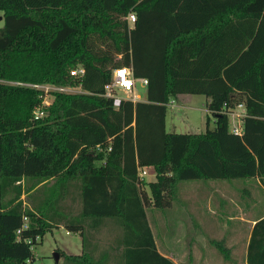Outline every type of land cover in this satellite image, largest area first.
<instances>
[{
  "label": "trees",
  "instance_id": "trees-1",
  "mask_svg": "<svg viewBox=\"0 0 264 264\" xmlns=\"http://www.w3.org/2000/svg\"><path fill=\"white\" fill-rule=\"evenodd\" d=\"M0 9V78L20 82L0 81V264H32V245L57 223L85 245V223L104 217L121 228V264H175L156 249L148 202L169 205L182 179L264 183V0H0ZM78 65L83 73L72 74ZM121 65L148 83L143 99L115 108L101 92ZM31 84L81 90H50L44 104L46 91ZM178 93L208 96L214 127L167 131ZM239 102L246 113L236 133L228 110ZM36 107L43 114L34 118ZM141 166L155 170L150 194ZM26 178L40 196L30 206L20 198ZM247 264H264V217Z\"/></svg>",
  "mask_w": 264,
  "mask_h": 264
},
{
  "label": "crops",
  "instance_id": "crops-1",
  "mask_svg": "<svg viewBox=\"0 0 264 264\" xmlns=\"http://www.w3.org/2000/svg\"><path fill=\"white\" fill-rule=\"evenodd\" d=\"M191 94L194 93H178L168 106L184 105ZM208 100L205 95V107ZM236 109L240 111L242 107ZM230 121L229 117V127ZM236 121L243 130V118ZM146 168L148 171L153 167ZM192 181H202V185L194 184L189 192L177 196L167 206L158 207L152 203L145 206L157 251L175 264H247L253 226L264 217V183L260 176ZM54 227L70 233L62 223ZM90 229L94 236L83 245L80 235L81 244L77 251L61 250L66 254L83 253L79 259L90 264H121L118 221L104 217ZM216 240L224 250L218 248Z\"/></svg>",
  "mask_w": 264,
  "mask_h": 264
},
{
  "label": "rangeland",
  "instance_id": "rangeland-1",
  "mask_svg": "<svg viewBox=\"0 0 264 264\" xmlns=\"http://www.w3.org/2000/svg\"><path fill=\"white\" fill-rule=\"evenodd\" d=\"M0 26L3 25V10L0 9ZM132 24V21L129 22ZM11 83H17V81L10 80H2ZM46 84H42L40 87L45 86ZM73 86V85H72ZM76 87V86H74ZM77 90H81L80 87H77ZM141 97H145L146 89L144 87L139 88ZM48 99H52V95L50 94V90L46 91ZM237 108V107H235ZM208 118V122H207ZM166 130L167 131H176V132H201L209 128H213L215 125L214 118L212 114H210L205 107V95L202 93H194L191 94L187 101H184V105H176L174 107L168 106L166 112ZM237 122L235 119L231 122ZM155 176V170L153 168L148 169V173L146 174L142 188L145 189L146 193L150 194V189L146 182L148 180H153ZM203 179V178H202ZM209 179V178H208ZM192 180L198 179H182L177 181L173 186L171 193L169 196L171 200L181 195L182 193H187L194 187V184L202 185V181H197L198 183H193ZM205 180V179H203ZM53 181V178L47 181V185H49ZM33 179L26 178L25 181H21V185H23V192L20 195V198L23 200V203L26 206H30L33 203H38L40 201V196L37 195L34 188L28 190L29 186H32ZM34 186V185H33ZM35 187H38L35 185ZM33 190V191H32ZM12 192L8 190L6 195H10ZM32 200V201H31ZM68 208H71V212L75 213L79 209V202L77 200L72 201L70 198L65 200ZM152 202H148L146 206L148 207ZM27 222V219H25ZM84 235L85 242H89L90 238L94 235H91V229L89 224L85 223ZM67 234L64 228L52 227L50 230H47L40 241L32 245V264H90V262L86 260H73L67 258L65 255H59L60 258L58 260L54 257V252L59 249H66V251H77V247H80L81 237L78 232L69 231ZM39 237H37L38 239ZM94 255L97 256V252H94ZM96 264V263H95ZM114 264V262H113Z\"/></svg>",
  "mask_w": 264,
  "mask_h": 264
},
{
  "label": "built area",
  "instance_id": "built-area-1",
  "mask_svg": "<svg viewBox=\"0 0 264 264\" xmlns=\"http://www.w3.org/2000/svg\"><path fill=\"white\" fill-rule=\"evenodd\" d=\"M128 21H134L135 15L133 12H129L127 15ZM84 68L81 65L72 68L70 72L72 74H81L83 73ZM3 79L0 78V81ZM17 83H20L17 81ZM148 83V79L144 76H135L132 71V67L130 65H121L112 68L111 75L109 79L103 84V90L101 94L107 98H109L112 102V105L117 108L120 103L124 100H130L132 102H136L137 100L143 99L141 97L139 88L144 87ZM30 84V83H27ZM34 86H41L38 84H31ZM45 91L48 90H62V91H76L78 88L70 85H51L46 84L42 86ZM50 99H48L47 95L44 96L43 103L49 104ZM235 106L242 107L240 111H238ZM233 108L228 110V116L232 119H242L245 115V106L242 102H239ZM34 118H37L43 114V111L40 107H36L33 111ZM230 129L236 133H241L242 128L238 126L237 122H231ZM148 173L146 166L138 167V176L140 179H143Z\"/></svg>",
  "mask_w": 264,
  "mask_h": 264
},
{
  "label": "water",
  "instance_id": "water-1",
  "mask_svg": "<svg viewBox=\"0 0 264 264\" xmlns=\"http://www.w3.org/2000/svg\"><path fill=\"white\" fill-rule=\"evenodd\" d=\"M54 257H55L56 260L59 259V252H58V251H55V252H54Z\"/></svg>",
  "mask_w": 264,
  "mask_h": 264
}]
</instances>
